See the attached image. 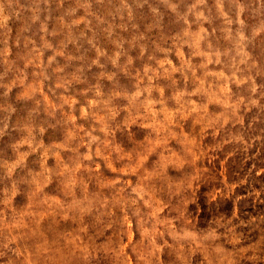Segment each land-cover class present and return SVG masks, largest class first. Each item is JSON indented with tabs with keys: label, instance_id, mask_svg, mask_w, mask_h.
Wrapping results in <instances>:
<instances>
[{
	"label": "rangeland",
	"instance_id": "374dc122",
	"mask_svg": "<svg viewBox=\"0 0 264 264\" xmlns=\"http://www.w3.org/2000/svg\"><path fill=\"white\" fill-rule=\"evenodd\" d=\"M0 264H264V0H0Z\"/></svg>",
	"mask_w": 264,
	"mask_h": 264
}]
</instances>
